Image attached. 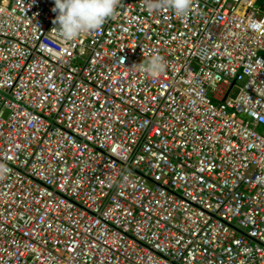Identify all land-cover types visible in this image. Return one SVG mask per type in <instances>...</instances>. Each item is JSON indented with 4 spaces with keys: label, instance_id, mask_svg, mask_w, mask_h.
Wrapping results in <instances>:
<instances>
[{
    "label": "built area",
    "instance_id": "obj_1",
    "mask_svg": "<svg viewBox=\"0 0 264 264\" xmlns=\"http://www.w3.org/2000/svg\"><path fill=\"white\" fill-rule=\"evenodd\" d=\"M261 1L0 0V264H264Z\"/></svg>",
    "mask_w": 264,
    "mask_h": 264
},
{
    "label": "clouds",
    "instance_id": "obj_2",
    "mask_svg": "<svg viewBox=\"0 0 264 264\" xmlns=\"http://www.w3.org/2000/svg\"><path fill=\"white\" fill-rule=\"evenodd\" d=\"M192 3L193 0H158L157 3H149L148 8L151 11L167 7L178 15H184L191 10ZM117 5L118 0H54L55 28L65 41H73L84 33L100 29L108 18L114 16ZM143 69L159 76L166 69L164 58L153 55Z\"/></svg>",
    "mask_w": 264,
    "mask_h": 264
},
{
    "label": "rangeland",
    "instance_id": "obj_3",
    "mask_svg": "<svg viewBox=\"0 0 264 264\" xmlns=\"http://www.w3.org/2000/svg\"><path fill=\"white\" fill-rule=\"evenodd\" d=\"M262 2H264V0H262L261 3H262ZM239 91H240V86H238V88L235 89V91H234L233 94L231 95V98H232V99H235V98L237 97V94L239 93ZM262 131H263L262 128H260V129H259V132H262Z\"/></svg>",
    "mask_w": 264,
    "mask_h": 264
}]
</instances>
